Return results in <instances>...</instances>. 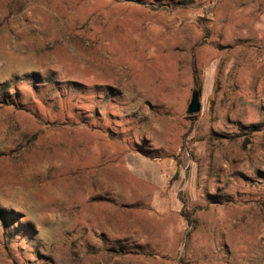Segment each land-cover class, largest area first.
Returning <instances> with one entry per match:
<instances>
[{
    "label": "rangeland",
    "instance_id": "374dc122",
    "mask_svg": "<svg viewBox=\"0 0 264 264\" xmlns=\"http://www.w3.org/2000/svg\"><path fill=\"white\" fill-rule=\"evenodd\" d=\"M0 264H264V0H0Z\"/></svg>",
    "mask_w": 264,
    "mask_h": 264
},
{
    "label": "water",
    "instance_id": "95a60500",
    "mask_svg": "<svg viewBox=\"0 0 264 264\" xmlns=\"http://www.w3.org/2000/svg\"><path fill=\"white\" fill-rule=\"evenodd\" d=\"M200 90L198 88L194 89L192 93L191 102L187 108L188 114H195L201 111L202 103L200 99Z\"/></svg>",
    "mask_w": 264,
    "mask_h": 264
}]
</instances>
